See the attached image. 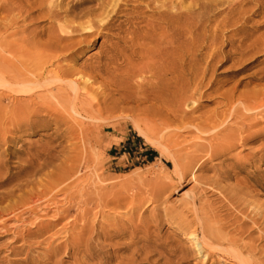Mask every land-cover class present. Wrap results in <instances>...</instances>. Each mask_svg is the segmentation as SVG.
<instances>
[{
	"label": "rangeland",
	"instance_id": "rangeland-1",
	"mask_svg": "<svg viewBox=\"0 0 264 264\" xmlns=\"http://www.w3.org/2000/svg\"><path fill=\"white\" fill-rule=\"evenodd\" d=\"M42 1L2 0L5 42L30 35L46 39L52 25L39 9ZM64 1L80 7L96 3ZM232 1L156 0L155 5L121 0L107 29L73 38L53 61L96 76L95 119L76 115L67 103L44 106L49 98H41L48 96L41 89L14 105L11 97L0 94V208L6 207L0 211V264H240L225 253L227 248L240 251L252 264H264V52L234 56L227 41L234 38L231 27L225 28L216 46L219 54L198 76L203 78L196 111L189 117L195 116L193 123L188 118L171 123L163 114L165 95L154 98L157 89L169 95L176 91L173 74L157 80L142 69L148 62L145 49L163 36L165 20L155 12L158 5L176 15L171 21L178 35L172 46L189 52L202 27L197 23L191 33L185 32L186 14L221 11L223 16ZM259 1L236 7L228 22L242 23L250 34L246 42L257 39L258 45L264 34ZM11 5L19 11L9 9ZM13 30L17 34H10ZM167 58L159 61L167 64ZM149 81L160 85L150 87ZM16 104L22 109L11 111ZM152 139L171 144L168 149L173 147L181 164L193 158L181 179L166 150ZM191 231L209 237L212 246H204L205 257L189 239Z\"/></svg>",
	"mask_w": 264,
	"mask_h": 264
},
{
	"label": "bare ground",
	"instance_id": "bare-ground-1",
	"mask_svg": "<svg viewBox=\"0 0 264 264\" xmlns=\"http://www.w3.org/2000/svg\"><path fill=\"white\" fill-rule=\"evenodd\" d=\"M118 1H121V0H96V3H94V5H88L85 7L84 6L80 7L81 3L74 2V1H66V2L65 1L63 2V0H44V1H42L39 4V6L42 5V7H40L39 9L43 10V12H42L43 16H45L48 19L49 23H51V25H52V28H51L50 32L47 34V37L44 41L35 40L34 37H36V36L32 35V36H34V37H32L30 35V38L29 37L23 38V36L20 37V38H22L21 41L25 42L24 44L19 43V41H20L19 39H16L17 41L11 42L9 44V43L4 41V36H3V35H5L4 31H7V30L1 24V26L3 27V28L1 27L3 29V31L0 30V94L7 96V98L11 97L10 100L12 101V104L14 105L16 102H19L21 100V98H24L25 96L29 97L32 94H34V92L37 89H41V91L47 92L48 96L46 95V96H42V97L40 96V97L41 98L45 97V99H47L46 97L49 98V100L47 99V104L44 103V106L48 105L49 101H52V103H55L56 105L67 103V104H69L70 108L72 109V112H74L76 115L82 116L83 118H86V119H95V117L93 116L94 113L99 112V109L96 107L95 104H93V102L95 101L93 99V96L96 95L99 91L98 90L96 92L95 89L92 88V84H93V81L95 80L96 76L86 75L84 73V71H82V70H76V68L73 69V68H70L69 66L67 67V66L61 65L62 63L60 62L61 64H59L56 61V59H55L56 62L54 63L53 58H56L57 56H59L57 52L65 49L67 47V44L70 43L71 40H73V38H75V37L85 38L86 36L90 35L93 32H98V31L100 32V30L102 31V29H107L109 27L112 19H113V16L115 15V12H116L115 9L118 8V6H119ZM150 1H152L153 3L154 2L156 3V0H150ZM216 1L222 2V0H216ZM249 1H251V0H233L232 2H230L228 4L229 5L228 9H227L228 11L223 16H221V14H222L221 11L213 12V13L210 11H202V12L197 13L196 15H194L195 13L193 14L192 12H188L187 13L188 15L186 14V18H185L186 20H188L185 23V26L187 28V29H184L185 32L191 33V29L193 27H195L197 23H200L199 26L201 25V27H202V29H201L202 31L199 33V35H197V37H195L191 40L192 42H191V47H190L189 52H188V50H186V51L184 50V51L179 52V49L176 48V46H172V42H173L174 38L177 37V35H178L177 32H175L174 27L172 25L173 22L171 21V19H173L176 15L171 14V10H166V9L160 10L163 8V6H162V8H160L161 5H158V7H156L157 10L155 12L158 14L159 18L161 20H163V19L165 20V21H163V24L161 25L162 29H163V31H162L163 36L160 35L162 37L161 39H158L157 41H155L154 44L150 48L145 49V55H146V58L148 59V62H146V64L144 66H142V69L146 70L150 76L154 77L157 80H161V77L166 72L173 74V76L175 77V80H173V81L176 82V84H175L177 86L176 91H174L175 90L174 89L173 93L169 95L168 90L166 92H164L165 90L163 88L157 89V94L154 97L155 99L156 98L160 99L161 96L165 95V96H163V97H165L164 98L165 100H163V98H162V100L165 103L164 108H163L164 109L163 114H165L166 119L169 118L168 121L171 119L170 120V121H172L171 123L174 124V122L178 121V120L176 121L175 119L183 120L185 118L186 119L188 118V120H190L189 117L191 115H194L193 112L196 111L195 108H196V99H197V98H195L196 97L195 95L198 96V94H200L197 88H198L199 84L201 83V82H199V80H201L203 78L202 77L201 79H199L198 76H200V77L202 76V74L204 73V71L208 67L210 61H212L213 57L215 55L219 54L220 47H216V46L218 43V39L220 37L225 36V33H224L225 28L231 27V29L229 30V33L231 32V37H234V38L227 37V41L229 44H231L233 46L229 52L232 53L234 56L236 55V56L242 57V56L247 55V54L253 55V54H256L257 52H261V51L264 52V47L262 46V45H264V34H262L260 37V40H262V43H260L259 45H258L257 39H255L254 41H252L250 43H247L246 41L248 40L250 34L247 33L246 31H244V27L241 25L242 23L240 25H230L228 23L232 17V14H233L232 12L235 11V8L241 6V4L243 5L244 3H247ZM161 2H162V0H161ZM259 3H260V1H259ZM260 4L264 5V0ZM1 5H5L2 2V0H0V6ZM13 5H11L9 9L17 10V12H18L19 7L13 6ZM218 16L221 19H219L217 25L213 28H210V29L206 28V26H207V24H209L210 20H216V18ZM245 21H247V18L244 19V22ZM13 24H14V22L11 21V24L9 27L10 28L13 27L12 26ZM185 26H183V27H185ZM198 28H200V27H198ZM196 30H197V28H196ZM13 33L17 34V30H13L12 33H10V34H13ZM19 33H20V31H19ZM11 36H7V37L10 38ZM184 36L185 35H183V37ZM195 36H196V34H195ZM189 37H190V35H189ZM15 38H16V36H15ZM260 46H262L263 49H261ZM29 48H33V50H34L31 54L29 52ZM2 53H7V54L11 55L15 59V62H13L11 59H7L6 57H3ZM167 54L169 56V58H167L168 62H167V64H163L162 61L160 62L159 60H161L162 56H167ZM262 61H264V59H262ZM161 63L164 66L160 65ZM46 65H50L51 67H49V69H47ZM99 65L95 66L96 70L100 69ZM104 67H106V66H104ZM261 73H262L261 77H264V69L262 70ZM169 79H170V77H169ZM153 81H151V82L149 81L150 87L156 86L158 88V86L160 84L158 85L157 81H155V82H153ZM165 84H167V83H165ZM146 86L148 87V85H146ZM162 90H164V91L162 92ZM257 91H255V92L253 91V92L256 94ZM171 92H172V90H171ZM136 94H139V93L136 92ZM259 94H260V92H259ZM259 94H257V95L259 96ZM98 95H100V93ZM168 95H169V97L167 98ZM150 96L152 98V95H150ZM150 96H149V99L151 100ZM261 96H262V94H261ZM95 99H96V97H95ZM155 99L153 101H156ZM258 99L259 98H257V100ZM26 101L27 100L25 99V102ZM30 101H31V99H30ZM36 103H38V102H36ZM158 103H160V102H158ZM158 103H156V104H158ZM254 103L257 105L258 104L261 105V103H258V101L254 102ZM54 106L52 108H54ZM86 106H88L89 108H86ZM49 107H50V105H49ZM245 107H248V106L246 105ZM4 108H5V106H4ZM20 109H22V108L18 104H16V106H14L11 111H13V110L19 111ZM249 109H253V108H249ZM4 111H5V109H4ZM148 111H149V109H148ZM46 112H48V111H46ZM44 114H46V113H44ZM49 114H52V113H49ZM1 115L3 116V114H1ZM155 116H156V114H155ZM157 117H159V116H157ZM6 118H7V116H6ZM194 118H195V116H194ZM194 118H193V120H194ZM173 120H175V121L173 122ZM191 120H192V117H191ZM193 120L191 121L192 123H193ZM11 124H13L12 121H11ZM194 126H196V125H194ZM195 128H197V127H195ZM202 129H204V128H202ZM143 134L145 137L148 138V135H146L145 133H143ZM153 139L150 141H152L158 147L161 146L163 150H166V152H167L166 154L170 158V160L173 164L175 174L178 176L179 179H181L183 176L184 168L186 167V165L189 162L192 161L193 158L192 159L190 158L189 162H187V164L186 163L181 164V162H179L174 157V153L172 152L173 147H172L171 151L168 149V146L170 148L172 146L170 143H167V144H170L171 146L170 145L167 146V145H163L160 142H158L159 140H156V139L153 140ZM160 140H161V138H160ZM162 142H163V140H162ZM200 147H198V148H200ZM202 148H200V149H202ZM196 150L199 151L198 149H196ZM202 150H204V149H202ZM213 151H214V149H213ZM180 160H182V158H180ZM68 176L70 177L69 174H68ZM68 176H66L67 180H69ZM62 177H63V175H61V179L64 182L66 179L64 178V180H63ZM60 183L62 184V182H59V185H60ZM40 184H41V182H40ZM40 186H42V184ZM42 189H44V188H42ZM40 192H41V189H40ZM37 196L39 197V195H37ZM39 198H41V197H39ZM35 201L37 203L39 200L38 201L35 200ZM5 208L6 207L0 208V211H6ZM33 208H34V206H33ZM211 229H213V228H211ZM210 232H211V230L206 231V233H210ZM213 233L215 234L214 230H213ZM210 234H212V233H210ZM214 236H216V234ZM208 238L206 237L204 231H202L201 238H199L197 236V234L193 231H191L189 233V239L192 241L195 249L197 250V252L199 254H201V256H204V257L206 256V252H204L205 251L204 246H209L211 244V242L208 240ZM211 246H212V244H211ZM235 250L236 249H233V248H227L225 253H228L229 255H231L240 264H252L251 262H249L250 259L248 260L246 258H243L244 256L241 257L238 253L240 251L236 252L237 250L236 251Z\"/></svg>",
	"mask_w": 264,
	"mask_h": 264
}]
</instances>
